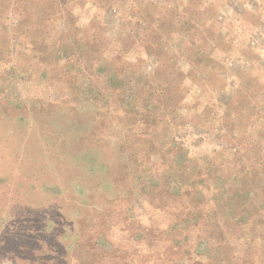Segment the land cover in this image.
<instances>
[{"label": "rangeland", "instance_id": "374dc122", "mask_svg": "<svg viewBox=\"0 0 264 264\" xmlns=\"http://www.w3.org/2000/svg\"><path fill=\"white\" fill-rule=\"evenodd\" d=\"M129 1L197 7L205 58L264 56V0ZM177 34L172 48L186 47ZM59 36L45 41L53 60L42 63L41 39L0 22V264H264L259 114L241 113L236 94L210 123L197 117V131L190 121L204 113H174L144 92L150 68L131 54L92 48L64 69ZM262 72L248 83L264 84Z\"/></svg>", "mask_w": 264, "mask_h": 264}, {"label": "trees", "instance_id": "16d2710c", "mask_svg": "<svg viewBox=\"0 0 264 264\" xmlns=\"http://www.w3.org/2000/svg\"><path fill=\"white\" fill-rule=\"evenodd\" d=\"M76 2L79 0L69 4L64 0H0V22L10 20L19 34L41 39L42 53L36 59L42 63L53 60L42 55L45 47L48 48L45 41L54 33L60 34L53 49L58 50L61 59L54 60L63 62L64 69L77 64L80 67L84 61L88 62L81 56H87L92 48H97L100 55L125 57L131 54L142 72L146 67L150 68L151 75L143 76L144 92L160 97L174 113H182V110L204 113L190 121L189 126L197 131L201 128L197 117L206 124L210 123L208 113H217L216 110L228 106L236 94L244 100V105L238 104L241 113L259 114L257 121L264 130V104H253L260 92L258 85L264 87V84L259 78L248 83V76L255 66L264 71V56L257 57L252 53L231 58L223 54L220 56L223 62L209 55L208 58L203 57L202 45L206 46L210 41L203 36L195 38V35L203 33L206 25L198 19L197 7L187 12L180 11V7L174 4L155 2L135 5L127 0V4L119 6L113 0H99L98 3L80 1L86 10L74 16L76 10L83 11L82 6L77 9ZM121 10L129 15H122ZM89 24L94 25L92 32L83 34ZM177 33L187 37L183 45L186 47L172 48L171 39ZM253 35L262 38L263 32L255 29ZM6 53L9 54L10 50ZM215 64L220 65L217 71L214 70ZM213 71L218 80L211 78L210 72ZM78 73L80 71L75 70L74 77ZM199 104L205 106L197 110ZM178 119H181L180 115ZM262 133L260 131V135Z\"/></svg>", "mask_w": 264, "mask_h": 264}]
</instances>
